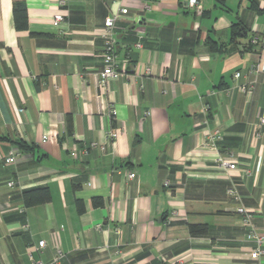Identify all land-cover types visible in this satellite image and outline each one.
<instances>
[{"label": "crops", "instance_id": "obj_1", "mask_svg": "<svg viewBox=\"0 0 264 264\" xmlns=\"http://www.w3.org/2000/svg\"><path fill=\"white\" fill-rule=\"evenodd\" d=\"M187 1L0 0V264L251 263L235 210L264 237V0ZM15 3L25 29L14 27ZM124 7L115 32L126 69L100 89L98 33ZM233 24L244 35L233 36ZM249 82L251 96L237 88ZM214 131L222 138L209 146ZM90 142L106 151L81 155ZM10 150L16 162L5 164ZM218 157L236 169H219ZM36 188L50 201L24 207L22 193ZM190 225L208 232L191 235Z\"/></svg>", "mask_w": 264, "mask_h": 264}, {"label": "built area", "instance_id": "obj_2", "mask_svg": "<svg viewBox=\"0 0 264 264\" xmlns=\"http://www.w3.org/2000/svg\"><path fill=\"white\" fill-rule=\"evenodd\" d=\"M124 1V0H121ZM196 0H188L187 6L193 7L196 4ZM60 6L64 5V2L59 3ZM141 5L144 9L150 10L152 8L151 5L141 2ZM128 14V9L126 7L120 8L117 12L111 14L110 16L106 17L103 21V25L99 30V36L102 41V64L103 69L99 73L98 77V87L100 89H105L106 84L111 79H118L120 78L125 69L127 64V59L121 60L117 55V40H116V32H115V23L123 16ZM64 21V16L61 13H56L53 16V25L58 26L60 23ZM143 35L140 36V38ZM252 43H255V40H252ZM136 49H141L142 45L140 42H136L133 45ZM260 71L258 65L251 66L248 70L249 74H257ZM240 72H236L234 74L235 78L240 77ZM239 91L246 93L247 95L251 96L254 91V82H249L247 84H242L237 87ZM148 115V113H146ZM259 127H264V112L259 117ZM120 129L112 128L108 130L106 133V142L110 144H114L119 136ZM222 138V134L219 131H214L208 135V142L207 145L214 146L217 141H220ZM46 137L43 138L45 140ZM91 149H99L102 153L106 151V144L103 142H90L87 146L81 149V155H87L89 150ZM71 156L75 157L77 154L75 152L70 153ZM16 162V153L14 150H10L7 153V156L4 159L5 164H14ZM217 167L219 169L224 170H234L236 169V165L233 162L225 161L222 157H218L216 159ZM245 174H248L247 172ZM135 175L132 172L127 173L126 178L128 180L134 179ZM9 186L12 184L9 183ZM226 195L231 198L234 202L238 203L240 201L239 194L237 190L233 187L228 188L226 190ZM236 213L241 217V221L246 229L245 238L249 242L253 244L252 248L249 252L250 264H264V237L259 235L251 222V214L243 207L238 206L236 208ZM44 247V241H40L37 244L36 251L41 250ZM62 257V253L60 250L56 251L55 261ZM41 264V263H35ZM53 264V263H52Z\"/></svg>", "mask_w": 264, "mask_h": 264}, {"label": "trees", "instance_id": "obj_3", "mask_svg": "<svg viewBox=\"0 0 264 264\" xmlns=\"http://www.w3.org/2000/svg\"><path fill=\"white\" fill-rule=\"evenodd\" d=\"M13 21L14 27L16 30H21L26 28V10L23 3H15L13 5ZM231 32L233 36H241L244 35V30L241 28L240 24H233L231 26ZM212 50H217L215 43H210ZM67 131L68 133L71 132V119L67 117L66 119ZM18 150L22 152L32 151L31 147L28 146L23 141H19L14 143ZM22 203L24 207L29 208L37 205L46 204L50 201L51 195L50 191L47 188H36L26 190L21 195ZM91 205L94 208H99L103 206V201L99 197H94L91 200ZM76 211L78 214H82L84 212V205L81 200H75ZM188 231L191 235H206L208 230L207 227L204 225H190L188 227Z\"/></svg>", "mask_w": 264, "mask_h": 264}]
</instances>
